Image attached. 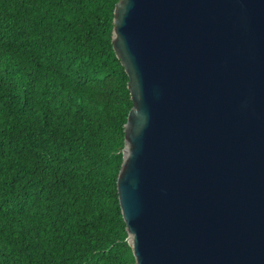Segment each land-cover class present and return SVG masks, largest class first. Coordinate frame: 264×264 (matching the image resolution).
<instances>
[{
	"label": "water",
	"instance_id": "obj_1",
	"mask_svg": "<svg viewBox=\"0 0 264 264\" xmlns=\"http://www.w3.org/2000/svg\"><path fill=\"white\" fill-rule=\"evenodd\" d=\"M112 24L135 264H264V0H118Z\"/></svg>",
	"mask_w": 264,
	"mask_h": 264
},
{
	"label": "trees",
	"instance_id": "obj_2",
	"mask_svg": "<svg viewBox=\"0 0 264 264\" xmlns=\"http://www.w3.org/2000/svg\"><path fill=\"white\" fill-rule=\"evenodd\" d=\"M117 1L0 0V264H135Z\"/></svg>",
	"mask_w": 264,
	"mask_h": 264
}]
</instances>
